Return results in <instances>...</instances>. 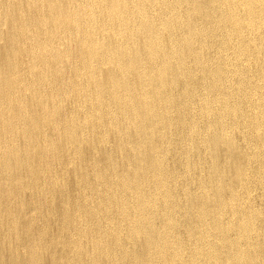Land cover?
<instances>
[{"label": "bare ground", "instance_id": "6f19581e", "mask_svg": "<svg viewBox=\"0 0 264 264\" xmlns=\"http://www.w3.org/2000/svg\"><path fill=\"white\" fill-rule=\"evenodd\" d=\"M4 251L264 264V0H0Z\"/></svg>", "mask_w": 264, "mask_h": 264}, {"label": "rangeland", "instance_id": "374dc122", "mask_svg": "<svg viewBox=\"0 0 264 264\" xmlns=\"http://www.w3.org/2000/svg\"><path fill=\"white\" fill-rule=\"evenodd\" d=\"M59 201H60L59 198H57V199H56V203H59ZM55 226H56V224H54V223L51 224V225H50V228H52V229H50V231H52V230L55 228ZM21 232H23V230H21ZM4 256H5L6 258H4ZM4 256L1 257V258L4 259L3 262H5V263H3V264H8L9 261H8V258H7V257H8L7 251H4ZM6 261H7V262H6ZM44 262H45L44 264H48V263H49V262H47V261H44Z\"/></svg>", "mask_w": 264, "mask_h": 264}]
</instances>
